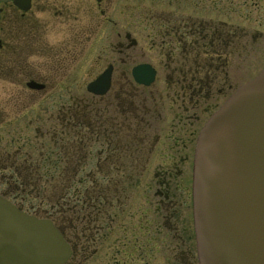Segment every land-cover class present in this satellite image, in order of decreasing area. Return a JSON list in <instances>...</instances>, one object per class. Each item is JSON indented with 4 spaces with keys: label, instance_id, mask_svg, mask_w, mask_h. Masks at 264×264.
I'll return each mask as SVG.
<instances>
[{
    "label": "flooded vegetation",
    "instance_id": "flooded-vegetation-1",
    "mask_svg": "<svg viewBox=\"0 0 264 264\" xmlns=\"http://www.w3.org/2000/svg\"><path fill=\"white\" fill-rule=\"evenodd\" d=\"M17 1L0 3V200L50 222L70 248L65 264H87L100 250L119 253L120 235L131 236V180L144 164L157 179L148 208L163 230L167 178L174 175L177 183L179 173L164 167L167 152H184L200 112L233 87L227 68L235 34L224 23L201 24L195 12L149 20L139 14L140 22L129 15L131 31L142 23L148 30L150 51L158 45L164 78L156 88L155 67L135 64L147 45L136 52L137 40L119 32L108 17L112 0H95L104 30L112 33L111 59H92L90 72L87 44L94 32L82 0ZM75 7L84 12L78 26L72 24ZM99 28L97 22L94 31ZM139 66L154 71L150 85L136 83ZM106 71L107 85L96 90L104 93L89 92ZM168 126L178 142L172 146ZM156 152L161 159L153 158Z\"/></svg>",
    "mask_w": 264,
    "mask_h": 264
},
{
    "label": "water",
    "instance_id": "water-1",
    "mask_svg": "<svg viewBox=\"0 0 264 264\" xmlns=\"http://www.w3.org/2000/svg\"><path fill=\"white\" fill-rule=\"evenodd\" d=\"M147 70L134 71L138 83L152 82L154 74ZM140 71H146L144 82L138 80ZM108 78L106 71L88 91L104 93L96 90ZM194 164L199 264H264V71L208 121ZM68 256L50 223L0 200V264H63Z\"/></svg>",
    "mask_w": 264,
    "mask_h": 264
},
{
    "label": "rangeland",
    "instance_id": "rangeland-1",
    "mask_svg": "<svg viewBox=\"0 0 264 264\" xmlns=\"http://www.w3.org/2000/svg\"><path fill=\"white\" fill-rule=\"evenodd\" d=\"M82 3L87 6L89 34L94 32L87 44L90 72L92 62L97 56L104 57L103 63H108L111 59L112 33L109 30H104L95 0H82ZM195 4L197 8L194 9ZM194 12L198 15L201 24L209 22L217 26L218 23H224L227 29L235 34L232 39L231 56L228 58L227 68L228 81L233 87L225 93L215 94L210 109L200 112L199 120L191 127L192 134L190 141L186 142L187 149L185 148L184 152H176V150L167 152V163L164 167H168L173 172H179L177 183L180 185L177 191L173 190V186L177 184L176 177L173 175L171 178H167L170 192L168 194V217L162 225L163 230L158 226L162 222L158 214L156 215L152 209L148 208L149 201L157 188V179L150 169L151 165L144 164V169L141 170V167H138L134 172V179L131 180V236L129 231L125 237L120 235L119 253H115L112 249L110 252H101L100 250L94 259L90 258L87 264H198L191 217L193 149L196 138L209 116L217 111L219 106L239 86L253 81L264 68V0H112L108 17L115 21L121 34L128 31L132 38L137 40L139 47L136 52H140V47L147 45L144 47L145 50L141 51L142 58L140 59V56L136 58L138 60L135 64L141 62L152 64L157 70V82L154 85L156 88H161L164 69L158 54V45L150 51V41L149 43L145 41V35L149 33L148 30L143 29L145 26L142 23L139 25L140 29L131 31L128 28H131L132 25L129 24V15H131V22L133 20L140 22L141 20L136 18L139 14H147L149 20L150 16H158L163 19L162 16L169 14L185 18L193 16ZM80 14L84 15V12H80V9L75 7L72 11L73 25L75 21L79 22ZM97 22H100V28L94 31ZM74 26H78V24ZM122 41L121 37L119 42ZM72 50L73 54L78 56V45L73 46ZM131 53L132 50L127 56ZM120 58L123 59L124 54ZM94 75H96L95 72L91 75L89 73V82ZM168 111L170 116L171 110L168 109ZM168 130V144L172 146L178 142L174 140V133L170 126H168ZM177 149L181 150V148ZM177 153L179 155L175 164ZM153 158L161 159V154L156 152ZM172 193H174L173 196H171ZM180 215L181 220L179 221ZM78 256L79 254L76 259H79Z\"/></svg>",
    "mask_w": 264,
    "mask_h": 264
}]
</instances>
